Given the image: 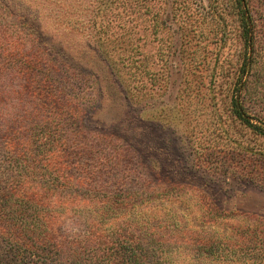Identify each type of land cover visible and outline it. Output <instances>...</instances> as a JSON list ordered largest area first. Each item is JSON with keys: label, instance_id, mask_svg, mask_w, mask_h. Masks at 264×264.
<instances>
[{"label": "rangeland", "instance_id": "rangeland-1", "mask_svg": "<svg viewBox=\"0 0 264 264\" xmlns=\"http://www.w3.org/2000/svg\"><path fill=\"white\" fill-rule=\"evenodd\" d=\"M237 2L0 0V264H264Z\"/></svg>", "mask_w": 264, "mask_h": 264}, {"label": "trees", "instance_id": "trees-1", "mask_svg": "<svg viewBox=\"0 0 264 264\" xmlns=\"http://www.w3.org/2000/svg\"><path fill=\"white\" fill-rule=\"evenodd\" d=\"M237 5L240 12V22L243 28V36L245 41V50L247 52L246 58L243 63L244 76L247 75V69L251 66L254 56L253 51V20L251 13L248 10L247 0H238ZM246 69V70H245ZM243 77V76H242ZM243 80V78H241ZM243 82V81H242ZM231 115L238 120L246 128L254 132L256 135L264 138V121L258 119V123H253L251 117L248 115L247 111L244 109L240 97L232 98L230 102Z\"/></svg>", "mask_w": 264, "mask_h": 264}]
</instances>
